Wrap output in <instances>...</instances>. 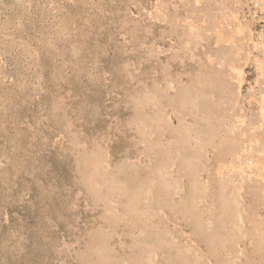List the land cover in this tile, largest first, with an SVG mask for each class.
I'll use <instances>...</instances> for the list:
<instances>
[{"label": "rangeland", "instance_id": "rangeland-1", "mask_svg": "<svg viewBox=\"0 0 264 264\" xmlns=\"http://www.w3.org/2000/svg\"><path fill=\"white\" fill-rule=\"evenodd\" d=\"M231 0H0V264H264V44Z\"/></svg>", "mask_w": 264, "mask_h": 264}, {"label": "built area", "instance_id": "built-area-1", "mask_svg": "<svg viewBox=\"0 0 264 264\" xmlns=\"http://www.w3.org/2000/svg\"><path fill=\"white\" fill-rule=\"evenodd\" d=\"M229 11L236 12L239 36L255 44H264V0H231Z\"/></svg>", "mask_w": 264, "mask_h": 264}]
</instances>
